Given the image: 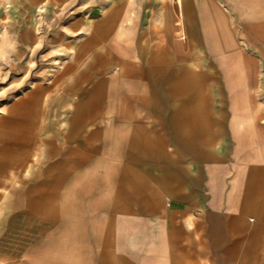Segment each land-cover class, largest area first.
<instances>
[{"label": "crops", "instance_id": "0c3cea01", "mask_svg": "<svg viewBox=\"0 0 264 264\" xmlns=\"http://www.w3.org/2000/svg\"><path fill=\"white\" fill-rule=\"evenodd\" d=\"M62 2L51 89L0 120V264H264V0Z\"/></svg>", "mask_w": 264, "mask_h": 264}, {"label": "rangeland", "instance_id": "374dc122", "mask_svg": "<svg viewBox=\"0 0 264 264\" xmlns=\"http://www.w3.org/2000/svg\"><path fill=\"white\" fill-rule=\"evenodd\" d=\"M6 1L0 0V8L3 12L7 10ZM62 1L52 9L54 13L53 21L55 22L51 24L43 18L40 12L42 6L39 0V6H37L38 36L39 41H44V43L39 42V48H29L17 54L16 49L10 47L11 40L14 38L5 29L0 28V120L15 101L24 98L26 95L34 94L35 89L39 93V88L43 86L49 90L51 89L56 72L68 55L65 50L60 47H52L51 44L52 39L59 31L63 30L62 26L68 20V5ZM34 99V101L39 102V94ZM111 118L114 119V114H108V120ZM3 130L4 128L0 127V138L7 135ZM27 144L31 146L30 142H27ZM12 152L20 153L21 151L18 147L12 149ZM30 161H32L31 158H28L27 162ZM33 211L39 210L34 209ZM34 259L39 261V256H33L32 260Z\"/></svg>", "mask_w": 264, "mask_h": 264}, {"label": "built area", "instance_id": "2783aa9c", "mask_svg": "<svg viewBox=\"0 0 264 264\" xmlns=\"http://www.w3.org/2000/svg\"><path fill=\"white\" fill-rule=\"evenodd\" d=\"M185 33L183 31H177L173 35V39L178 42H183L185 40Z\"/></svg>", "mask_w": 264, "mask_h": 264}]
</instances>
